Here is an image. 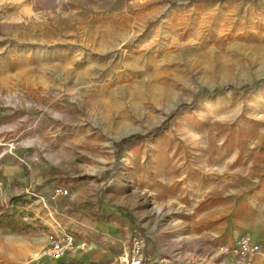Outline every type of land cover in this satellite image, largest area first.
I'll return each mask as SVG.
<instances>
[{
	"label": "rangeland",
	"instance_id": "1",
	"mask_svg": "<svg viewBox=\"0 0 264 264\" xmlns=\"http://www.w3.org/2000/svg\"><path fill=\"white\" fill-rule=\"evenodd\" d=\"M259 79L264 0H0V110H6L0 118L31 116L25 137L34 141L37 157L60 162L55 169L71 184L96 182L95 199L114 187L126 196L141 189L129 178L134 163L125 155L136 144L147 154L177 149L201 164L234 147L240 162L253 166L264 150V82L253 91L234 89ZM158 127L150 140L117 149L123 138ZM140 149L133 153L141 155ZM28 189L12 202L20 195L0 186V202L27 225L19 232L0 227V264H153V240L170 221L158 214L162 206L154 199L134 213L116 205L153 236L137 230L117 259L65 257L86 244L57 263L46 255L34 259L35 251L50 247L47 235L56 228L32 219L31 189H39ZM144 208L151 213L142 215ZM135 238L143 241L140 254L133 250ZM198 251L179 244L168 254L187 264H222L217 254Z\"/></svg>",
	"mask_w": 264,
	"mask_h": 264
},
{
	"label": "crops",
	"instance_id": "2",
	"mask_svg": "<svg viewBox=\"0 0 264 264\" xmlns=\"http://www.w3.org/2000/svg\"><path fill=\"white\" fill-rule=\"evenodd\" d=\"M5 113L6 110H0V117ZM29 130L31 116L28 114L19 116L15 121L0 118V136L18 138L14 154L7 153L0 146V186L3 185L11 195H20L31 187L39 189L38 193L45 196L49 209L40 199H32L31 209L36 211L31 214L32 219L39 217L42 221H51L53 228V217H56L65 230L75 236L76 244L87 245L80 253L65 256L72 262L85 258L98 261L117 259L128 249V243L137 230L142 235L153 237L146 225L140 222L139 225L133 224L136 221L118 210L116 205H125L134 213V208L149 206V201L154 199L162 206V212L158 214L170 221L161 227V235L156 233L158 239L153 240V264L155 260L159 263L165 261L163 264L182 263L180 258L168 254L179 244L189 250L213 254L212 257L217 254L222 264H264V257L242 262L222 256L218 251L221 245H232L243 235L252 236L264 244V150L253 159V166L247 165L246 161L240 162L234 147L230 154L218 161L201 164L199 160L191 163L177 155V149H168L167 155H164L158 153L160 150L157 147L153 154H147L143 145L136 144L125 155L134 163L128 166L129 178L141 189L126 196L127 192L124 194L114 187L101 200L95 199L98 185L93 180L90 183L79 180L71 184L68 176H61L59 168L55 169V164L60 162L54 161L53 164L52 161L40 160L38 151L32 149L34 141L25 137ZM137 146L141 148V155L133 153ZM160 146L163 147V142ZM171 146L178 147L174 143ZM59 184L73 188L71 196L51 198L53 189ZM63 198L64 202L58 204ZM0 201L4 202L2 198ZM85 202L91 205L84 207L82 204ZM149 213L151 211L144 208L142 215ZM135 216L139 219L137 222L140 221V217ZM55 231H49L48 244ZM163 233L166 235L163 236Z\"/></svg>",
	"mask_w": 264,
	"mask_h": 264
},
{
	"label": "built area",
	"instance_id": "3",
	"mask_svg": "<svg viewBox=\"0 0 264 264\" xmlns=\"http://www.w3.org/2000/svg\"><path fill=\"white\" fill-rule=\"evenodd\" d=\"M0 93V98H1ZM10 105V104H9ZM18 145L17 137L0 136V146L6 149L7 153L14 154ZM1 184V183H0ZM30 189H27L29 191ZM70 193V189L67 185L59 184L51 193V198L56 199L59 197L67 196ZM31 195L34 198L40 199L44 207L49 209V205L46 202L45 196L42 194H36L31 189ZM54 227L56 231L53 232L50 247L43 249L42 251H35L33 254L34 259L41 258L43 256H51L54 259H60L65 255L67 250H76L78 248L75 240V236L71 232H64V228L61 225V220L53 217ZM143 248V241L141 238H135L133 244V250L136 254H140ZM219 254L222 256H230L238 261H253L257 258L264 257V244L256 241L252 236L243 235L238 238L232 245H221L219 247ZM187 264V263H177ZM197 264V263H192Z\"/></svg>",
	"mask_w": 264,
	"mask_h": 264
},
{
	"label": "trees",
	"instance_id": "4",
	"mask_svg": "<svg viewBox=\"0 0 264 264\" xmlns=\"http://www.w3.org/2000/svg\"><path fill=\"white\" fill-rule=\"evenodd\" d=\"M201 1V0H200ZM205 1H211V0H205ZM264 82V79H259L256 80L255 82H253L252 84H247L242 86L241 88L234 89L235 91H253L255 90L259 85H261ZM225 92V89H215L214 90V94H223ZM203 92L197 93L195 94V99H197L198 97H200L202 95ZM163 128V127H162ZM161 127H158L157 129H155L154 132H150L148 134L142 135V134H133L129 137L123 138L120 142L116 143V147L119 151H122L128 144H130L131 142L135 141V140H144V141H148L151 139L152 135L155 132H158L162 129ZM64 181V180H62ZM21 196H14L11 198V201H17L19 199H21ZM84 207L85 206H90L91 203L90 202H85L84 204H82ZM81 205V206H82ZM120 210L127 211L126 208L124 207H119ZM130 216V215H129ZM0 227H9V228H13L14 231L19 232L20 230H22L23 228H26L27 225H25L24 222H22L21 220H17L16 218H14V214H10V209L8 206L2 204L0 202Z\"/></svg>",
	"mask_w": 264,
	"mask_h": 264
},
{
	"label": "bare ground",
	"instance_id": "5",
	"mask_svg": "<svg viewBox=\"0 0 264 264\" xmlns=\"http://www.w3.org/2000/svg\"><path fill=\"white\" fill-rule=\"evenodd\" d=\"M158 212H162L160 209L158 210ZM164 216V215H163ZM162 218V217H161Z\"/></svg>",
	"mask_w": 264,
	"mask_h": 264
}]
</instances>
